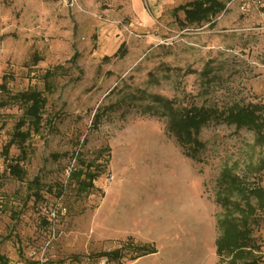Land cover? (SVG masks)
<instances>
[{
  "label": "rangeland",
  "instance_id": "1",
  "mask_svg": "<svg viewBox=\"0 0 264 264\" xmlns=\"http://www.w3.org/2000/svg\"><path fill=\"white\" fill-rule=\"evenodd\" d=\"M194 1L0 0V264H264V135L210 120L193 159L157 100L258 105L264 121V0H221L211 24L186 25ZM28 90L45 99L39 131L4 157ZM91 162L100 175L79 193L69 171ZM232 225L248 233L242 257L225 247ZM128 238L156 252L102 256Z\"/></svg>",
  "mask_w": 264,
  "mask_h": 264
},
{
  "label": "trees",
  "instance_id": "2",
  "mask_svg": "<svg viewBox=\"0 0 264 264\" xmlns=\"http://www.w3.org/2000/svg\"><path fill=\"white\" fill-rule=\"evenodd\" d=\"M225 9V5L221 0H197L191 2L185 6L180 7V11L184 15V24L186 25H201L203 23H212L213 20L221 14ZM52 73L49 71L46 72V76L50 77ZM6 78H2L0 84V90H6ZM18 102L24 105V118L19 121L14 126V132L9 139V141L2 147L1 154L6 157L9 153L11 147L15 146L19 149L20 155L25 154L24 144L29 139L31 133H37L42 122V111L45 107V99L42 97V94L35 90H28L22 92L16 96ZM164 106L165 112L169 117V130L173 133L177 144L182 148L184 154L190 158L196 159L197 155L203 148V144L198 140V135L200 129L210 120H219L223 119L227 124L234 125L236 128H250L258 133L259 138L263 137L264 134L261 131H264V121L261 114L258 113L260 106L258 105H247L240 106L234 105L232 108L228 109L226 112H219L214 108H205V107H190L187 109H181L176 111L172 108L171 102L168 100H162L157 98ZM95 121H98L99 115L94 116ZM28 123L27 130H23L25 125ZM22 158H19V161ZM106 163V162H105ZM18 162L15 164H10L8 171L16 177L17 179L22 180L24 173L18 165ZM100 166L95 162L88 164L82 163L80 166H76L69 171V180L74 182L76 190L81 192L88 191L89 188L94 186V182L100 175ZM222 181L225 184L229 185L230 188L235 187L239 188V182L237 178L232 176V174L224 171L222 173ZM37 180L34 179L33 184H37ZM61 191V187L59 189ZM239 191V190H238ZM241 194L245 192V189L241 185L240 189ZM250 193L260 195L261 191L253 189ZM39 198L38 194H35ZM242 224L245 225V220H241ZM46 222L48 223L47 219ZM236 227L232 225L230 228ZM234 229V228H233ZM229 233V232H228ZM228 243L226 246H230L228 249L231 254L234 256H243L245 249L247 248L248 233L246 230H236L228 234L226 239ZM218 252H221L223 249V244L218 243ZM156 252V249L153 244H135L132 238H128L124 246L119 250H116L112 253L103 254L109 258V260H118L119 262L123 260L127 254H130L129 259L135 260L140 257L150 255ZM0 260L3 258L0 257ZM242 264H258L256 261H251L248 263Z\"/></svg>",
  "mask_w": 264,
  "mask_h": 264
},
{
  "label": "built area",
  "instance_id": "3",
  "mask_svg": "<svg viewBox=\"0 0 264 264\" xmlns=\"http://www.w3.org/2000/svg\"><path fill=\"white\" fill-rule=\"evenodd\" d=\"M249 1H253L255 4L259 3L258 0H249ZM242 10H243V8H242ZM57 217H58V210L55 207L51 208L50 211L48 212L46 219L48 221V225L50 226L49 232L53 238L55 236V230L53 228V225L55 224Z\"/></svg>",
  "mask_w": 264,
  "mask_h": 264
}]
</instances>
